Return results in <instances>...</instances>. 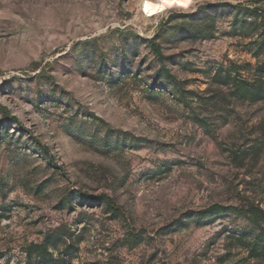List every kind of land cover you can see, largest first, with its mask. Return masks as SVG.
<instances>
[{
  "label": "rangeland",
  "instance_id": "1",
  "mask_svg": "<svg viewBox=\"0 0 264 264\" xmlns=\"http://www.w3.org/2000/svg\"><path fill=\"white\" fill-rule=\"evenodd\" d=\"M143 1L0 0V106L18 121L0 114V264H25L47 236L72 237L71 264H262L237 244L244 217H192L215 204L264 209V103H235L207 131L134 40L160 32L173 75L203 91L220 65L256 60L230 16L195 40L199 7L254 0L153 17ZM89 40L98 54L87 60L77 45Z\"/></svg>",
  "mask_w": 264,
  "mask_h": 264
},
{
  "label": "trees",
  "instance_id": "2",
  "mask_svg": "<svg viewBox=\"0 0 264 264\" xmlns=\"http://www.w3.org/2000/svg\"><path fill=\"white\" fill-rule=\"evenodd\" d=\"M264 0H254L250 3L236 5L218 4L215 6L199 7L198 17L188 29L195 40L211 38L219 18L230 16L231 28L235 35L249 40V51L256 60L254 65H238L231 62L229 66L220 65L209 78L208 86L203 91L187 90L186 84L173 75L167 62L168 57L163 52L160 42V32L150 39L134 36L136 43L146 46L149 53L155 58L159 81L165 86V91L176 97L178 104L192 112L197 122L207 131L211 129L210 118L213 115L229 109L235 103H264ZM97 40H89L78 44L87 48L81 54L83 59H93L97 56ZM205 111L206 115L203 116ZM0 114L6 120L18 123L16 118H10L7 110L0 106ZM227 121V118L224 119ZM254 150H245L234 155L235 159L246 160ZM99 200L113 215L121 213L120 208L108 197ZM72 201V200H70ZM234 213L244 217L251 225L249 230L238 232L236 238L238 246L248 253V258L264 264V209L251 205L247 208L225 207L213 205L193 214V221L200 225L216 216ZM179 225V226H178ZM180 226L179 222L172 227ZM57 236H47L40 243H32L24 251L25 264H71L74 255L79 251L72 237L59 240Z\"/></svg>",
  "mask_w": 264,
  "mask_h": 264
},
{
  "label": "bare ground",
  "instance_id": "3",
  "mask_svg": "<svg viewBox=\"0 0 264 264\" xmlns=\"http://www.w3.org/2000/svg\"><path fill=\"white\" fill-rule=\"evenodd\" d=\"M193 2L194 0H144L142 9L148 17H153L172 8L189 9Z\"/></svg>",
  "mask_w": 264,
  "mask_h": 264
}]
</instances>
